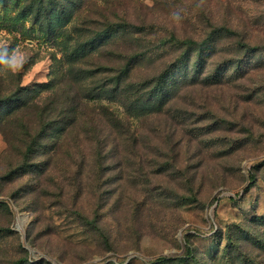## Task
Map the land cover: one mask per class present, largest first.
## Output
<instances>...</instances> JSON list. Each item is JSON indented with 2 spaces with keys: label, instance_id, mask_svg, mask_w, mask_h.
Returning a JSON list of instances; mask_svg holds the SVG:
<instances>
[{
  "label": "rangeland",
  "instance_id": "1",
  "mask_svg": "<svg viewBox=\"0 0 264 264\" xmlns=\"http://www.w3.org/2000/svg\"><path fill=\"white\" fill-rule=\"evenodd\" d=\"M0 264H264V0H0Z\"/></svg>",
  "mask_w": 264,
  "mask_h": 264
},
{
  "label": "trees",
  "instance_id": "2",
  "mask_svg": "<svg viewBox=\"0 0 264 264\" xmlns=\"http://www.w3.org/2000/svg\"><path fill=\"white\" fill-rule=\"evenodd\" d=\"M119 24H121V25H119V27H121V28H123V29H132V30H136V31H142V29L144 28V27H142V26H140V27H139V26H134V25L129 24V23H127V22H121V23H119ZM170 42H173L174 44H178V43H180L181 41H179L175 36H173V38H171L170 40H166V41H165V43H170ZM191 42H193V41H191ZM135 58H136V57L132 58V59L129 61L128 65L131 64V61H133ZM128 68H129V66L125 68L126 71H124V73H128ZM165 259H166V258H163V260H165Z\"/></svg>",
  "mask_w": 264,
  "mask_h": 264
}]
</instances>
